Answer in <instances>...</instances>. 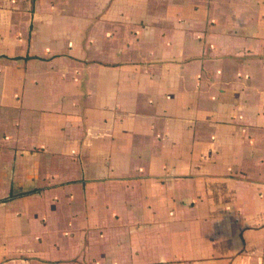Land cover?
Returning <instances> with one entry per match:
<instances>
[{
    "label": "crops",
    "instance_id": "0c3cea01",
    "mask_svg": "<svg viewBox=\"0 0 264 264\" xmlns=\"http://www.w3.org/2000/svg\"><path fill=\"white\" fill-rule=\"evenodd\" d=\"M0 264H264V0H0Z\"/></svg>",
    "mask_w": 264,
    "mask_h": 264
}]
</instances>
